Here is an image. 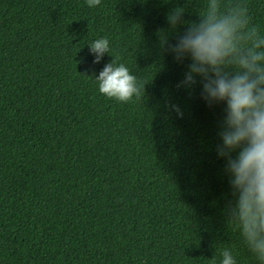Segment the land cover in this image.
I'll use <instances>...</instances> for the list:
<instances>
[{"label":"trees","instance_id":"trees-1","mask_svg":"<svg viewBox=\"0 0 264 264\" xmlns=\"http://www.w3.org/2000/svg\"><path fill=\"white\" fill-rule=\"evenodd\" d=\"M245 2L264 33V0ZM201 4L0 0V264H220L225 248L258 264L226 214L225 105L177 89L188 61L159 45L171 9L196 20ZM113 59L148 81L142 100L99 92Z\"/></svg>","mask_w":264,"mask_h":264},{"label":"clouds","instance_id":"clouds-1","mask_svg":"<svg viewBox=\"0 0 264 264\" xmlns=\"http://www.w3.org/2000/svg\"><path fill=\"white\" fill-rule=\"evenodd\" d=\"M86 3L95 8L101 0ZM185 12L180 6L166 14L168 27L157 29L160 49L177 64L188 61L177 89L191 95L199 85L209 108L225 105L215 151L225 162L233 197L226 214L258 264H264V33L252 23L245 0H202L196 20H187ZM89 51L99 63L110 54L108 38L89 43ZM95 79L101 94L121 103L142 100L148 83L115 59ZM169 109L183 118L178 104ZM221 255L220 264H237L230 249Z\"/></svg>","mask_w":264,"mask_h":264}]
</instances>
